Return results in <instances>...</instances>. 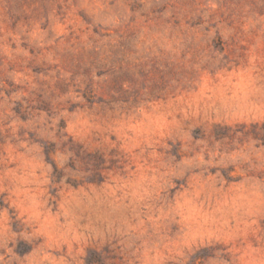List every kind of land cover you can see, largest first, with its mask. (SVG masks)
I'll use <instances>...</instances> for the list:
<instances>
[{
	"label": "clouds",
	"instance_id": "clouds-1",
	"mask_svg": "<svg viewBox=\"0 0 264 264\" xmlns=\"http://www.w3.org/2000/svg\"><path fill=\"white\" fill-rule=\"evenodd\" d=\"M0 264H264V0H0Z\"/></svg>",
	"mask_w": 264,
	"mask_h": 264
},
{
	"label": "rangeland",
	"instance_id": "rangeland-1",
	"mask_svg": "<svg viewBox=\"0 0 264 264\" xmlns=\"http://www.w3.org/2000/svg\"><path fill=\"white\" fill-rule=\"evenodd\" d=\"M213 46L216 47V46H219V42H213ZM158 75V73H156ZM169 75H174L175 74V69H169Z\"/></svg>",
	"mask_w": 264,
	"mask_h": 264
}]
</instances>
